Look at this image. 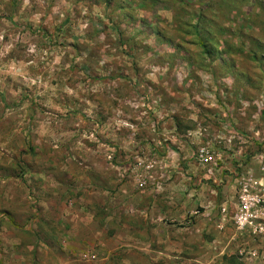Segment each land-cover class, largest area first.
Instances as JSON below:
<instances>
[{"label":"rangeland","instance_id":"1","mask_svg":"<svg viewBox=\"0 0 264 264\" xmlns=\"http://www.w3.org/2000/svg\"><path fill=\"white\" fill-rule=\"evenodd\" d=\"M0 264H264V0H0Z\"/></svg>","mask_w":264,"mask_h":264},{"label":"built area","instance_id":"2","mask_svg":"<svg viewBox=\"0 0 264 264\" xmlns=\"http://www.w3.org/2000/svg\"><path fill=\"white\" fill-rule=\"evenodd\" d=\"M251 181L252 180L241 182L237 208L232 217L235 225L239 229H242L245 225L252 223V218L256 217V215L253 214V210L262 201L261 195L258 191H254V185L257 184V181L254 182L255 184H252ZM94 257L95 256L93 255L92 258Z\"/></svg>","mask_w":264,"mask_h":264},{"label":"trees","instance_id":"3","mask_svg":"<svg viewBox=\"0 0 264 264\" xmlns=\"http://www.w3.org/2000/svg\"><path fill=\"white\" fill-rule=\"evenodd\" d=\"M201 45H202V44H201ZM204 45H205V44H203L202 47L205 49ZM207 51H208V49H205V52H206V53H207Z\"/></svg>","mask_w":264,"mask_h":264}]
</instances>
